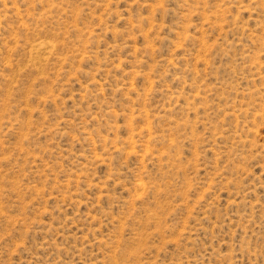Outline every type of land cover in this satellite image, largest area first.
<instances>
[{
    "label": "rangeland",
    "instance_id": "obj_1",
    "mask_svg": "<svg viewBox=\"0 0 264 264\" xmlns=\"http://www.w3.org/2000/svg\"><path fill=\"white\" fill-rule=\"evenodd\" d=\"M0 264H264V0H0Z\"/></svg>",
    "mask_w": 264,
    "mask_h": 264
}]
</instances>
